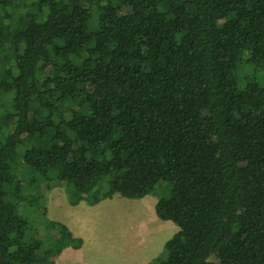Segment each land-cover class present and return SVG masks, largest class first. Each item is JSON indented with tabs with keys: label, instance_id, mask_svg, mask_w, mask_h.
I'll list each match as a JSON object with an SVG mask.
<instances>
[{
	"label": "trees",
	"instance_id": "obj_1",
	"mask_svg": "<svg viewBox=\"0 0 264 264\" xmlns=\"http://www.w3.org/2000/svg\"><path fill=\"white\" fill-rule=\"evenodd\" d=\"M53 188L155 194L149 264H264V0H0V264L81 247Z\"/></svg>",
	"mask_w": 264,
	"mask_h": 264
},
{
	"label": "crops",
	"instance_id": "obj_2",
	"mask_svg": "<svg viewBox=\"0 0 264 264\" xmlns=\"http://www.w3.org/2000/svg\"><path fill=\"white\" fill-rule=\"evenodd\" d=\"M112 198L116 200L119 196ZM139 200L141 203H136L134 208L137 210L136 216L128 220L113 215L112 211L116 208L103 206L106 200L94 206H88L85 202L68 205L77 215H72L71 219L67 217L65 220L68 224L64 225L74 238L81 239L82 245L79 249L65 248L58 257H63L67 262L65 264H149L161 255L165 242L178 228L156 217L154 207L157 196L151 194ZM89 213H98L97 218L91 219ZM147 219L149 223H146ZM109 222L123 223L121 227L125 230L113 236L104 226Z\"/></svg>",
	"mask_w": 264,
	"mask_h": 264
},
{
	"label": "rangeland",
	"instance_id": "obj_3",
	"mask_svg": "<svg viewBox=\"0 0 264 264\" xmlns=\"http://www.w3.org/2000/svg\"><path fill=\"white\" fill-rule=\"evenodd\" d=\"M165 187V191L161 194L162 197H167L170 189V184L163 185ZM155 195V194H153ZM45 206H46V217L51 221H57L64 224H68L65 220L67 217L71 219L72 215L75 217L77 213L68 206V202L66 200L65 193L62 188H53L52 190L46 192L44 194ZM136 203H141V200H129L119 196V199L106 200L103 202V206H110L116 208L113 210V215L121 216L123 219H132L136 216L137 210L134 209L136 207ZM152 215L154 213L151 210ZM87 214V213H86ZM89 217L91 219H96L98 213H89ZM104 215V214H103ZM155 217V216H154ZM149 219H147L146 223H149ZM123 223H115L109 222L105 223L104 226L107 227L109 233L113 236L120 235V231H123V227H121ZM133 226L131 227V229ZM157 232L159 229L156 230ZM67 263L63 257H57L55 259V264H65Z\"/></svg>",
	"mask_w": 264,
	"mask_h": 264
},
{
	"label": "bare ground",
	"instance_id": "obj_4",
	"mask_svg": "<svg viewBox=\"0 0 264 264\" xmlns=\"http://www.w3.org/2000/svg\"><path fill=\"white\" fill-rule=\"evenodd\" d=\"M162 221V220H161Z\"/></svg>",
	"mask_w": 264,
	"mask_h": 264
}]
</instances>
